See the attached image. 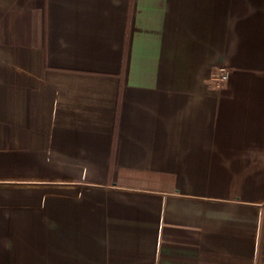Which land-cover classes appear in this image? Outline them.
Wrapping results in <instances>:
<instances>
[{"label": "crops", "instance_id": "crops-1", "mask_svg": "<svg viewBox=\"0 0 264 264\" xmlns=\"http://www.w3.org/2000/svg\"><path fill=\"white\" fill-rule=\"evenodd\" d=\"M0 264H264V0H0Z\"/></svg>", "mask_w": 264, "mask_h": 264}, {"label": "built area", "instance_id": "built-area-1", "mask_svg": "<svg viewBox=\"0 0 264 264\" xmlns=\"http://www.w3.org/2000/svg\"><path fill=\"white\" fill-rule=\"evenodd\" d=\"M228 73L222 72L214 77V80L216 81L217 85H222L225 81L228 79Z\"/></svg>", "mask_w": 264, "mask_h": 264}]
</instances>
